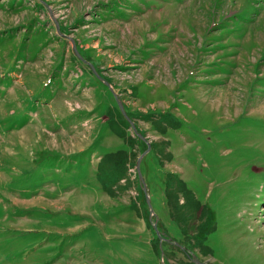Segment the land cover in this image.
<instances>
[{"label":"rangeland","instance_id":"1","mask_svg":"<svg viewBox=\"0 0 264 264\" xmlns=\"http://www.w3.org/2000/svg\"><path fill=\"white\" fill-rule=\"evenodd\" d=\"M200 263L264 264V0H0V264Z\"/></svg>","mask_w":264,"mask_h":264},{"label":"water","instance_id":"2","mask_svg":"<svg viewBox=\"0 0 264 264\" xmlns=\"http://www.w3.org/2000/svg\"><path fill=\"white\" fill-rule=\"evenodd\" d=\"M56 30H57V26H56ZM57 33H58L59 35L64 36V35H63L61 32H59V31H57ZM66 37H67V38L69 39V41L71 42V49H72L74 55H75L79 60H81L82 62H84L86 65H88V67L91 69V71H92V72L94 73V75L97 77V79H99L100 81H102V82H103V83H104V84L110 89L111 94H112V96H113V98H114V100H115V103H116V105H117V108H118L120 114H121V115L124 117V119L129 123V126H130V127L132 128V130L136 133V136L139 137L142 141H144V142L146 143V148L140 153L139 157L136 159V162H135V170H136L137 177H138V179H139L140 182H141V189H142V191H143V193H144V196H145L146 205H147L148 208H149V215H153V211H152V209H151V207H150V205H149L148 196H147V194H146L145 183H144V181H143V179H142V176H141V173H140V169H139V162H140V159H141V157L143 156V154L148 150V147H149L148 142H147V140L145 139L144 136H142L141 134H139V133H137V132L135 131V128H134L133 122H132L131 119L126 115V113H125V111H124V108H123V105H122L121 101L117 98L116 93L112 91L111 86H110V84L108 83V81H106L104 78H102L101 76H99L98 73L95 71L93 65H92L89 61L85 60V59H84V58H83V57L77 52V50H76V48H75V45H74V41H73V39H72L71 37H68V36H66ZM149 219H150V218H149ZM155 222H156V221L152 222V223H151V226H152V229L154 230V232L156 233L157 237L159 238V240H161V239H166V238H163L161 235H159L158 230H157V227H156V223H155ZM195 262L199 263L198 261H195ZM200 264H203V263H200Z\"/></svg>","mask_w":264,"mask_h":264},{"label":"trees","instance_id":"3","mask_svg":"<svg viewBox=\"0 0 264 264\" xmlns=\"http://www.w3.org/2000/svg\"><path fill=\"white\" fill-rule=\"evenodd\" d=\"M182 185L184 186L183 183H182ZM166 196H167V195H166ZM203 239H204V236H203L202 238L200 237V239H198L197 244H198L199 247H202V248L204 249L205 253H206V252H209V249H208V247H206V246L202 243ZM164 241H165V240H164ZM178 249H180V250L182 249V251H183L184 248H178Z\"/></svg>","mask_w":264,"mask_h":264},{"label":"flooded vegetation","instance_id":"4","mask_svg":"<svg viewBox=\"0 0 264 264\" xmlns=\"http://www.w3.org/2000/svg\"><path fill=\"white\" fill-rule=\"evenodd\" d=\"M163 240H165L166 242H168V243H169V241H168L167 239H163ZM174 244H176V246H177L178 248H182V247H183V246H181V245L177 244V242H176V243H174Z\"/></svg>","mask_w":264,"mask_h":264}]
</instances>
